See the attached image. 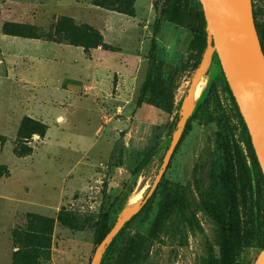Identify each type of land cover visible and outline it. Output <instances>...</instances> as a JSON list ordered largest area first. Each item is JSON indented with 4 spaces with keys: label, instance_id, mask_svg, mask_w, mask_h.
Segmentation results:
<instances>
[{
    "label": "rangeland",
    "instance_id": "374dc122",
    "mask_svg": "<svg viewBox=\"0 0 264 264\" xmlns=\"http://www.w3.org/2000/svg\"><path fill=\"white\" fill-rule=\"evenodd\" d=\"M129 1L133 17L97 7L93 0H0V264H13L16 251L25 255L18 264H91L93 258L100 264L107 248L94 254L101 212L109 213L110 225L125 221L116 246L135 255L131 264H221V228L206 214L203 202L211 168L220 171L232 165L228 150L235 146L243 153L251 185L237 196L243 240L234 264H256L262 255L250 214L252 209L257 217L259 197V221L264 223V187L248 154V132L216 55L191 47L202 28L199 1L191 0L190 10L180 13L166 11L158 0ZM252 6L257 33L264 38V0H252ZM108 12L118 16L110 18ZM156 21L160 23L157 47L150 58ZM8 26L14 32L28 26L33 36L7 35ZM204 31L207 34L206 27ZM80 37L88 41L81 44ZM32 44L35 49L80 48L86 56L107 51L101 60L104 68L110 67V74L99 80L101 85L107 80L110 84L97 93L95 108L87 113L78 110L76 123L84 121L73 123L74 127L65 128L66 119H57L50 142L39 136L46 126L27 116H34L30 103L37 94L28 80L35 71L33 59L24 56ZM60 54L70 57L67 51ZM71 56L76 60L80 55ZM197 76L201 94L191 112H185ZM90 93L89 88L79 91L81 96ZM184 115L193 117L191 127L155 191L151 214L129 223L133 213L124 217V209L145 197ZM23 124L26 134L19 138ZM155 145L158 148L144 169L132 175ZM27 149L32 150L29 156L16 154ZM114 156L121 160L120 167L110 161ZM164 191L184 196L187 216L198 225L194 231L171 215L159 232H152ZM39 219L51 223L47 226ZM34 227H52L48 262L36 248L16 242Z\"/></svg>",
    "mask_w": 264,
    "mask_h": 264
},
{
    "label": "trees",
    "instance_id": "16d2710c",
    "mask_svg": "<svg viewBox=\"0 0 264 264\" xmlns=\"http://www.w3.org/2000/svg\"><path fill=\"white\" fill-rule=\"evenodd\" d=\"M158 2L162 4V7L166 9V11L171 13L188 12L190 10V5H191V0H158ZM93 5L106 10L116 11L120 14L129 17H133L134 15L132 10L133 5L132 3H130L129 0H93ZM155 9H157V5L155 6ZM197 13L200 22L202 24V28L199 31V34L194 36L191 42V47L192 49L199 48L202 54L206 52L209 47H213V43L212 40L209 41L207 39V34L204 31L206 26H205L203 13L198 11ZM159 27H160V23L159 21H156L153 25L151 42H150V50H149L150 58H154V53L157 47L156 37L159 33ZM10 28L11 26H8V28L4 29L7 35L20 37V38H32L33 36L32 29L28 26H21L19 27L21 31H16V32L10 31ZM256 28H257V24H256ZM259 39H260L262 51L264 53V38L259 37ZM78 41H81L80 43L82 44V43H86L88 40H86V38L80 37V40ZM97 41L101 42V38L97 37ZM76 42L77 41H75V43ZM213 55H216L215 52H213ZM226 88L231 96V100L234 104V107L243 125V128L247 130L238 112V108L234 102V99L229 91L227 84H226ZM192 120L193 117H189L187 119L183 130L182 138H184L187 131H189ZM42 128L43 130L42 132L39 133V136L43 138L45 136V132L47 128L46 127H42ZM25 131H26V124H23L22 126H20V129L18 131V137L23 138V135L26 134ZM247 146H248V154L251 159L252 165L254 169H257L258 172L260 173L262 184L264 187V176L261 173L262 170L260 164L252 149L250 138L248 140ZM157 148L158 145H155L148 153L143 155L142 159L139 161V163L133 170L132 175H137L140 171L144 169V167L147 165V163L149 162L150 158L153 156ZM119 149L120 147H117L116 150ZM231 149L228 150V152L230 153L232 152L233 155L232 165L228 164L220 171H218L217 166L211 168L209 173V185L203 202L204 211L206 212V214L221 228V245H220L221 264H234L236 257L238 255V251L241 248L243 236L241 234L242 233L240 227L241 221L238 210L237 196L239 192L240 194L243 195L246 186L250 187L251 185L250 172L246 165L245 158L243 157V153L241 149L238 146L232 147ZM31 152H32L31 149H27V151L25 152L18 151L16 152V154L20 157H26L29 156ZM110 161L112 162L114 167L121 166V160L116 161L115 156L111 157ZM257 192L259 196V187L257 189ZM155 195L156 192L149 200L141 204L138 211L131 216L129 223H132L136 220H143L142 218H147L151 214V207L155 199ZM162 196L164 203L162 208L158 211V213L154 218V221L151 226L152 232L154 233L159 232L171 215H174L181 225L186 226L190 230L194 231L198 225L193 222L191 217L187 216V213L185 211L184 196L179 194L171 195L170 191H164ZM120 199L121 197H118L116 199V202H118ZM113 204H115V202ZM259 207H260V199L258 197L256 201L257 217L255 218L251 209L250 218L252 223V232H253L252 234L259 243V249L261 251H264V223H261L259 221V213H260ZM39 221L42 222V224H47V226H49L51 223L49 220H44V219H39ZM129 223L127 222L126 225L127 224L129 225ZM114 225L109 224V213L101 212L99 214L97 221V229L95 233V240H94V245L96 247L94 250V254L96 252L97 247L103 241L105 236L110 232V230L114 227ZM124 231L125 228H122L119 231V233L112 239L110 244L107 246L104 255L102 256L100 264H131L135 255H131V253L127 251L122 253L121 249H118V247L116 246L117 239H119L123 235ZM51 235H52V227H34L32 229L28 228V231L24 235V237L20 238L16 242L17 243L22 242L24 245L30 246L31 248H36L38 251L41 252V254H43L42 259L48 262L50 260ZM14 238L16 237L14 236ZM22 259H25V255L19 254L18 251H16L13 254V264H18ZM28 264H38V263L31 262Z\"/></svg>",
    "mask_w": 264,
    "mask_h": 264
},
{
    "label": "water",
    "instance_id": "95a60500",
    "mask_svg": "<svg viewBox=\"0 0 264 264\" xmlns=\"http://www.w3.org/2000/svg\"><path fill=\"white\" fill-rule=\"evenodd\" d=\"M205 21L207 39L213 47L226 84L247 129L252 149L263 170L264 164V53L257 33L252 0H198ZM206 51V52H207ZM197 78V77H196ZM195 78V80H196ZM193 81L186 103L192 94ZM184 115L165 152L160 169L141 204L157 190L171 158L182 138L188 119ZM264 172V170H263ZM132 214V215H133ZM125 221L114 225L97 247L95 255L104 250L123 228ZM93 258L91 264H95Z\"/></svg>",
    "mask_w": 264,
    "mask_h": 264
},
{
    "label": "crops",
    "instance_id": "0c3cea01",
    "mask_svg": "<svg viewBox=\"0 0 264 264\" xmlns=\"http://www.w3.org/2000/svg\"><path fill=\"white\" fill-rule=\"evenodd\" d=\"M106 16L114 18L113 16H118V14L108 12ZM33 46L35 44H32L30 51H24V56L28 54L33 59L31 64L34 65L35 71L28 76V80L31 82V89L35 88L37 93L33 94L34 100L30 103L34 116H27L39 120L47 127L44 141L50 142L51 137L54 138L53 123L57 119H66V123L62 125L65 128L83 123V119L81 123H76L75 115L78 110L87 113L88 108H95L97 93L101 94L110 84L107 80L101 85L99 80L102 76L107 77V74H110V67L104 68L101 60L107 51L95 50L93 55L86 56L80 48L52 49L53 52L46 47L35 49ZM61 51H67L70 57L64 58L60 54ZM74 52L80 55L76 60L71 56ZM51 57H56L60 61L56 63ZM81 58L82 61H80ZM88 88L91 90L90 95L81 96L79 94L80 90ZM76 97H82L83 100H75Z\"/></svg>",
    "mask_w": 264,
    "mask_h": 264
},
{
    "label": "bare ground",
    "instance_id": "6f19581e",
    "mask_svg": "<svg viewBox=\"0 0 264 264\" xmlns=\"http://www.w3.org/2000/svg\"><path fill=\"white\" fill-rule=\"evenodd\" d=\"M200 73H202V71ZM199 74H198V76H199ZM198 76H197V78H198ZM197 78L194 82L192 94H191L190 99L188 101L187 112H191V110H189V108L193 107V105L196 103L197 99L199 98V96L201 94L200 79L198 80ZM263 170H264V164H263ZM140 203H141V199H138L132 205L126 206V208L124 209V217L130 216L138 208ZM256 264H264V251L262 252V255L260 256V258Z\"/></svg>",
    "mask_w": 264,
    "mask_h": 264
}]
</instances>
